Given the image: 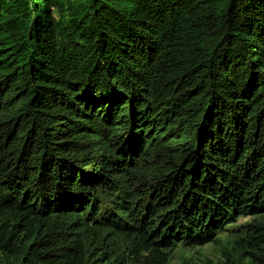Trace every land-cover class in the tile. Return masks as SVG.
<instances>
[{"label":"trees","instance_id":"obj_1","mask_svg":"<svg viewBox=\"0 0 264 264\" xmlns=\"http://www.w3.org/2000/svg\"><path fill=\"white\" fill-rule=\"evenodd\" d=\"M262 211L264 0H0V264H169Z\"/></svg>","mask_w":264,"mask_h":264},{"label":"rangeland","instance_id":"obj_2","mask_svg":"<svg viewBox=\"0 0 264 264\" xmlns=\"http://www.w3.org/2000/svg\"><path fill=\"white\" fill-rule=\"evenodd\" d=\"M251 227H261L260 233H264V211L255 215H244L229 225L227 230L221 231L215 240L205 245L181 242L168 250L169 264H263L264 245L261 248L252 247L245 240L252 239L255 234L248 235ZM253 230V229H252ZM251 236V237H250ZM121 245L122 253L129 254V240L116 236ZM263 248V249H262ZM246 250V251H245ZM252 253L257 257H252ZM263 259V262L260 260ZM130 264H136L131 258Z\"/></svg>","mask_w":264,"mask_h":264}]
</instances>
